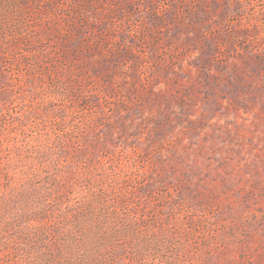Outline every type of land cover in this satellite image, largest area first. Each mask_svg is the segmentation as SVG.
<instances>
[{
    "label": "rangeland",
    "instance_id": "374dc122",
    "mask_svg": "<svg viewBox=\"0 0 264 264\" xmlns=\"http://www.w3.org/2000/svg\"><path fill=\"white\" fill-rule=\"evenodd\" d=\"M0 264H264V0H0Z\"/></svg>",
    "mask_w": 264,
    "mask_h": 264
}]
</instances>
